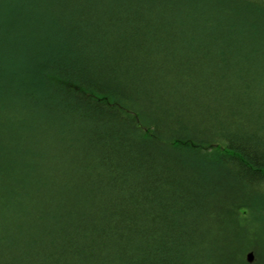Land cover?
<instances>
[{
  "label": "trees",
  "instance_id": "trees-1",
  "mask_svg": "<svg viewBox=\"0 0 264 264\" xmlns=\"http://www.w3.org/2000/svg\"><path fill=\"white\" fill-rule=\"evenodd\" d=\"M0 264H264V0H0Z\"/></svg>",
  "mask_w": 264,
  "mask_h": 264
},
{
  "label": "water",
  "instance_id": "water-1",
  "mask_svg": "<svg viewBox=\"0 0 264 264\" xmlns=\"http://www.w3.org/2000/svg\"><path fill=\"white\" fill-rule=\"evenodd\" d=\"M253 259V253L252 252H247L246 253V260L251 261Z\"/></svg>",
  "mask_w": 264,
  "mask_h": 264
},
{
  "label": "rangeland",
  "instance_id": "rangeland-1",
  "mask_svg": "<svg viewBox=\"0 0 264 264\" xmlns=\"http://www.w3.org/2000/svg\"><path fill=\"white\" fill-rule=\"evenodd\" d=\"M13 38H14V37H13ZM11 40H12L11 37L7 39L8 42H11ZM7 75H8V74H7ZM247 192L250 193L249 190H247ZM246 252H252V251L247 250ZM245 258H246V257H245Z\"/></svg>",
  "mask_w": 264,
  "mask_h": 264
}]
</instances>
